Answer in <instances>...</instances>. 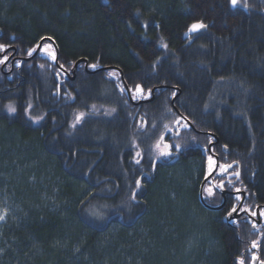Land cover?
I'll return each instance as SVG.
<instances>
[{"label":"trees","instance_id":"obj_1","mask_svg":"<svg viewBox=\"0 0 264 264\" xmlns=\"http://www.w3.org/2000/svg\"><path fill=\"white\" fill-rule=\"evenodd\" d=\"M229 2L0 0V45L15 47L0 69V202L11 208L0 264L264 263V222L227 221L199 199V147L213 134L220 159L240 163L251 204H264V0H240L247 13ZM196 22L206 29L184 40ZM45 37L59 66L41 54L49 41L18 60ZM82 58L90 71L80 63L65 79ZM106 67L143 89L136 100L154 88L153 99L130 102ZM176 94L196 130L172 139L179 158L165 165L156 145L179 120ZM185 190L187 203L165 208Z\"/></svg>","mask_w":264,"mask_h":264},{"label":"flooded vegetation","instance_id":"obj_2","mask_svg":"<svg viewBox=\"0 0 264 264\" xmlns=\"http://www.w3.org/2000/svg\"><path fill=\"white\" fill-rule=\"evenodd\" d=\"M176 113L179 116V123H175L173 130L171 129L168 131L160 144L161 147H164L165 149V145H171L172 139H174L175 137H179L182 131L192 129L195 132V129H193L189 125V122L187 121L188 118L180 112ZM185 125H187V127H185ZM209 136L211 137V139L209 140L207 147H199V145L196 146L202 148L201 150L205 155H207L208 159L204 163L205 172L204 177L201 178V182L210 173L212 174L211 177L208 178V180H206L203 185V198L205 202L210 206L217 207L221 205L222 202H224V204L220 209L214 210L203 206V204L201 203L203 209L209 212H226L224 215H222V218L224 219L225 217H227L229 212H233V208L236 209L239 206L242 200V204L237 211L238 213L242 212V214L235 221L243 219L249 222L252 227V223H254V218L258 209L261 217V222H264V204H251L249 193L242 179V167L240 163H238L237 161H229L227 157H225L223 160L220 159L217 151V147L219 146V139L211 134ZM169 150L171 151V155L167 156V159L169 161H165V163L163 162L165 165L174 163L179 158L177 155L178 152L176 150L174 151L172 148ZM224 151L226 152V154H228V149ZM212 160L214 167L211 168ZM227 165H232V167L227 168V170L225 171ZM237 172L239 173V176L235 175V173ZM207 190L210 191V195L206 193ZM243 193L245 194L243 195Z\"/></svg>","mask_w":264,"mask_h":264},{"label":"water","instance_id":"obj_3","mask_svg":"<svg viewBox=\"0 0 264 264\" xmlns=\"http://www.w3.org/2000/svg\"><path fill=\"white\" fill-rule=\"evenodd\" d=\"M239 2H240V0H237L236 5L233 6V4L231 3V0H230V2H229L230 8H231L232 10H234V9H238V8H239V9H242L244 12L247 13V12H248L247 7H246V6H242V5H240ZM193 24H202V23H201V22H196V23H193ZM193 24H192V25H193ZM192 25H191V26H192ZM203 25H204V24H203ZM191 26H189V28L187 29V31L184 33V36H183V39H184V40H187V39H188V40L190 41V37H191L193 34H195V33H197V32H200V31L206 29V25H204V27H202V28H199V29H197V30H195V31H190ZM44 41H49V42L53 45V47H54V49H55V63H56V65H58V60H57V59H58V49H57V46L55 45L54 41H53L50 37L42 38V39L39 41V43H38V45H37V47H36L34 53H33L31 56H29V57H25V58H21V57H19V59L21 60V62L28 61V60H30L34 55H36V54L38 53V51L40 50V48H41V46H42V43H43ZM9 50H13V51L15 52V47H11V48H9ZM6 51H8V50H5L3 53H0V56H3V55L5 54ZM14 60H15V58H14ZM80 63H83V64H84V68H85L87 71H90V70H88V61H87L86 59H83V58H82V59H79V60L75 61L73 64H71V65H72V68H71V70H70L71 75H69V73L67 72V70H64V71H65L64 73H66V75L63 74V75H64V78H65V79H71V80H73V79L75 78L76 68L78 67V65H79ZM58 66H59V65H58ZM2 67H3V66H2ZM107 69H115V70L119 71L120 78H121V82H122V84L124 85V87H125V89H126V91H127V95H128L129 100H130L132 103H135V104H141V103L149 102V101H151V100L153 99V97H154V95H153L154 88H152V90H151V96H150V98H148V99H142V100H138V101H134L133 98H132V96H131V93H130V91H129V88H128L127 84H126L125 81H124V78H123V74H122V72H121L118 68H116V67H106V68H100V69H98V70H107ZM92 72H93V71H92ZM68 75H69V76H68ZM178 94H179V93H178ZM178 94H176V95L173 97L172 102H171L172 105H174V100L176 99V97L178 96ZM174 109L178 112V110H177L176 107H174ZM187 121L189 122V125H190L193 129H195L194 126H193V124H192L189 120H187ZM195 130H196V129H195ZM198 132H199V131H198ZM167 133H168V131L165 132V133L163 134L162 137L164 138V136H165ZM211 135H213V134H211ZM213 136H214V135H213ZM162 141H163V139L160 138V144H161ZM209 149H210V147H209ZM166 151H169V149L166 148ZM232 165H234V164H232ZM211 175H212V174L210 173V174H209L208 176H206V177L203 179V181L201 182V184H200V188H199V199H200L201 203L203 204V206H205V207H207V208H209V209H214V210H215V209H220L221 206L224 204V202H222L221 205H219V206H217V207H214V206H210L209 204H207V203L205 202L204 198H203V185H204L205 181L208 180V178L211 177ZM244 194H245V193H243V195H244ZM241 204H242V200H241L239 206L236 208V211H235V212H229V213H228L227 218H226L227 221H235V220H236V219L242 214V212H241V213H238V212H237L238 209H239V207L241 206ZM260 223H261V217H260L259 211H258V209H257L256 216H255V218H254V223L252 224V229H256L257 225L260 224ZM252 264H264V263L261 262V261L259 260V258L255 256V259L253 258V263H252Z\"/></svg>","mask_w":264,"mask_h":264},{"label":"rangeland","instance_id":"obj_4","mask_svg":"<svg viewBox=\"0 0 264 264\" xmlns=\"http://www.w3.org/2000/svg\"><path fill=\"white\" fill-rule=\"evenodd\" d=\"M13 47V46H12ZM9 48H11V47H3L2 49H0V53H3L5 50H8V51H6L5 52V54L3 55V59H2V61L0 62V69H1V71L2 70H4V67H5V64H7L8 62H10V64L12 65L13 64V62L15 61L14 60V54H15V52L13 51V50H10L11 52H9ZM34 51H35V49H34ZM34 51L29 55V56H31L33 53H34ZM41 54H42V56H48L51 60H53L54 62H55V59H53L52 58V55L51 54H54L55 55V49H54V47H53V45L51 44V43H48V42H45L44 44H43V47H42V49H41ZM29 56H26V57H29ZM35 56V55H34ZM33 56V57H34ZM16 57H18V60H19V56H16ZM32 57V58H33ZM31 58V59H32ZM3 66V67H2ZM60 68H62L61 66H60ZM71 68H72V66H71ZM71 68L69 69V70H67V72L69 73V75H71V73H70V70H71ZM11 69H12V66H11ZM5 70H6V67H5ZM65 69H61V72H63V74H65L66 75V73H64L65 71H64ZM68 75V76H69ZM64 77V76H63ZM61 79H62V77H61ZM140 94V93H139ZM132 96H133V100H136L137 99V97L135 98V93H132ZM146 97H140V99L139 100H142V99H147V98H149L150 97V95H145ZM135 98V99H134ZM160 141V140H159ZM159 143V142H158ZM159 145H160V143H159ZM163 151H165V148L164 147H161V145H160V147L158 148V153L160 154V152H163ZM208 160V159H207ZM210 162V161H209ZM186 166V165H185ZM212 167H214V165H213V160H212V163H211V168ZM190 171V170H189ZM161 181V180H160ZM160 183V182H159ZM198 184H199V180H197V188H198ZM160 187H161V185H160ZM196 188V189H197ZM207 194H211L210 193V191L209 190H207V192H206ZM163 194V193H162ZM153 195V194H152ZM159 195V194H158ZM179 199V200H178ZM185 200V202L187 203L188 201H189V191L187 192L186 190L185 191H183L182 192V194H181V196L179 197V198H177V199H175V201H172V202H179V203H175V204H173V203H167V206L165 207L166 209H175L176 210V208L175 207H177L178 206V209H179V205H181L183 202H182V200ZM186 199H187V201H186ZM155 200H157V196H155ZM191 201H192V199H191ZM190 204H192V203H190ZM168 206H170V207H168ZM193 209H191V210H193L192 212H188L189 213V215H190V218L188 217V219H187V222H186V226H185V230H187L188 231V233L190 234L189 236L191 237V238H193V234H194V232H195V229L197 230V228L199 227V225L198 224H200L199 222H197V220L195 221V216L193 217V216H191V213H192V215H193V213H194V210H195V207L193 206L192 207ZM10 210H11V208H10V206L9 205H7V203L6 204H3L2 202H0V215H4L5 214V212H10ZM196 212V211H195ZM7 214V213H6ZM196 223V224H195ZM191 224V225H190ZM253 224V223H252ZM205 228H206V230L208 229V226H205ZM181 251V250H180ZM179 251V252H180ZM183 253H184V250H183ZM184 255H185V253H184Z\"/></svg>","mask_w":264,"mask_h":264},{"label":"snow or ice","instance_id":"obj_5","mask_svg":"<svg viewBox=\"0 0 264 264\" xmlns=\"http://www.w3.org/2000/svg\"><path fill=\"white\" fill-rule=\"evenodd\" d=\"M231 3L233 4V6H235L236 3H237V0H231ZM202 27H204L203 24H193V25L191 26L190 31H195V30H197V29H199V28H202ZM2 48H3V46L0 45V49H2ZM51 55H52V58L55 59V55H54V54H51ZM136 91H137L138 93H142L143 89H142L139 85H137V86H136ZM9 111H11V112H15V108L10 107V108H9ZM81 115H82V114H81ZM79 119H80V117H77V120H79ZM177 123H179V121H177ZM185 127H187V125H185ZM161 139H163V137H161ZM156 147H157V148L160 147L159 143H157ZM165 147L168 148V149H171L172 146H171V145H165ZM175 148H176L177 150H179L180 145H179V144L175 145ZM137 155H140V153H137ZM160 155H161V156H165V157H166V156H170V155H171V151L169 150V151H163V152H160ZM137 163H139V161H137ZM153 167H155V165H153ZM230 167H232V165H227L226 168H225V171L227 170V168H230ZM235 175L239 176V173L237 172V173H235ZM136 184H137V186L139 187V186H140V181H137ZM133 198H134V197H133ZM238 199H239V197H238ZM232 211L235 212L236 209L233 208ZM5 215H6V213H5L4 215H0V220H3V219L5 218ZM256 246H257V244H256V242L254 241V242H253V247H256ZM254 259H255V257H254ZM240 264H243V260L240 261Z\"/></svg>","mask_w":264,"mask_h":264},{"label":"bare ground","instance_id":"obj_6","mask_svg":"<svg viewBox=\"0 0 264 264\" xmlns=\"http://www.w3.org/2000/svg\"><path fill=\"white\" fill-rule=\"evenodd\" d=\"M113 70H115V69H113ZM120 70V69H119ZM117 71V70H116ZM119 72V71H118ZM119 76H120V74H119ZM124 78V77H123ZM120 80H121V78H120ZM125 81V80H124ZM122 83V82H121ZM126 83V82H125ZM123 85V84H122ZM128 86V85H127ZM123 87H124V85H123ZM128 88H129V86H128ZM124 90H125V92L127 93V91H126V89H125V87H124ZM129 91H130V93H131V90H130V88H129ZM134 93H135V95H138L139 93L137 92V91H134ZM128 96V95H127ZM131 96H132V93H131ZM132 98H133V96H132ZM129 99V98H128ZM130 101V100H129ZM131 102V101H130Z\"/></svg>","mask_w":264,"mask_h":264}]
</instances>
